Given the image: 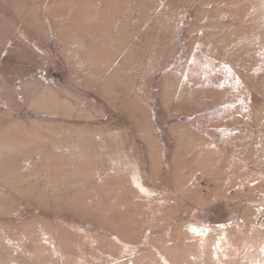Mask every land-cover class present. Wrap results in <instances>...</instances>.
Wrapping results in <instances>:
<instances>
[{
  "label": "rangeland",
  "instance_id": "374dc122",
  "mask_svg": "<svg viewBox=\"0 0 264 264\" xmlns=\"http://www.w3.org/2000/svg\"><path fill=\"white\" fill-rule=\"evenodd\" d=\"M0 264H264V0H0Z\"/></svg>",
  "mask_w": 264,
  "mask_h": 264
}]
</instances>
